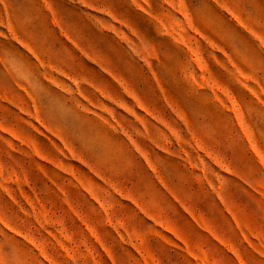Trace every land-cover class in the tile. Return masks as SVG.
I'll return each instance as SVG.
<instances>
[{
	"label": "rangeland",
	"instance_id": "obj_1",
	"mask_svg": "<svg viewBox=\"0 0 264 264\" xmlns=\"http://www.w3.org/2000/svg\"><path fill=\"white\" fill-rule=\"evenodd\" d=\"M0 264H264V0H0Z\"/></svg>",
	"mask_w": 264,
	"mask_h": 264
},
{
	"label": "clouds",
	"instance_id": "obj_2",
	"mask_svg": "<svg viewBox=\"0 0 264 264\" xmlns=\"http://www.w3.org/2000/svg\"><path fill=\"white\" fill-rule=\"evenodd\" d=\"M70 34L73 35V38H77L74 33H70ZM45 119H46V122H48L49 119H50L47 113L45 114ZM166 178L168 179L170 184H174L175 183L174 176L171 173H169V175Z\"/></svg>",
	"mask_w": 264,
	"mask_h": 264
}]
</instances>
